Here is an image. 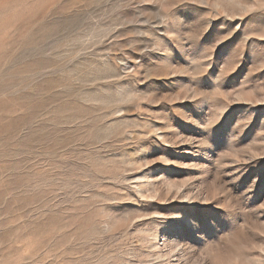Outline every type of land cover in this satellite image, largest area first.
Returning a JSON list of instances; mask_svg holds the SVG:
<instances>
[{
	"label": "rangeland",
	"instance_id": "rangeland-1",
	"mask_svg": "<svg viewBox=\"0 0 264 264\" xmlns=\"http://www.w3.org/2000/svg\"><path fill=\"white\" fill-rule=\"evenodd\" d=\"M264 0H0V264H264Z\"/></svg>",
	"mask_w": 264,
	"mask_h": 264
},
{
	"label": "snow or ice",
	"instance_id": "snow-or-ice-1",
	"mask_svg": "<svg viewBox=\"0 0 264 264\" xmlns=\"http://www.w3.org/2000/svg\"><path fill=\"white\" fill-rule=\"evenodd\" d=\"M262 40H264V38H261Z\"/></svg>",
	"mask_w": 264,
	"mask_h": 264
}]
</instances>
